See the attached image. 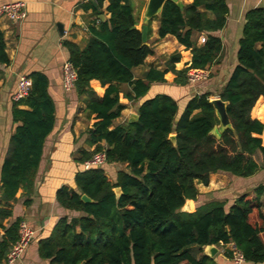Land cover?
<instances>
[{
	"label": "trees",
	"instance_id": "16d2710c",
	"mask_svg": "<svg viewBox=\"0 0 264 264\" xmlns=\"http://www.w3.org/2000/svg\"><path fill=\"white\" fill-rule=\"evenodd\" d=\"M104 2L108 3L107 20L101 17ZM81 7L95 16L88 26L90 36L83 48L69 41L62 43L76 72L74 91L85 105L83 113L86 119L93 116L96 120L85 140L93 151L79 149L77 163L103 151L105 164L123 169L113 180L102 168L78 171L74 188L57 190L60 207L79 216H64L54 224L48 237L38 241L39 257L48 264H216L202 255L205 246L214 245L232 246L245 263H263V186L254 188V197L249 192L239 194L227 210L221 201L195 203L199 195L196 185L208 186L213 174L249 178L264 169V146L257 137L264 126L250 117L256 100L264 99V8L245 13L237 65L217 94L226 103L231 127L216 138L211 131L219 120L209 92L194 95L179 117L176 102L160 94L138 106L136 121L113 123L125 109L120 94L128 102H136L152 83L165 82L166 73H173V83L183 86L188 69L203 70L218 61L222 42L212 33L225 26V0H193L182 8L166 2L157 18L158 37H174L190 52L191 63L184 70H175L181 59L175 52L162 71L149 68L139 78L132 70L154 53L148 44L151 21L144 45L139 16L130 1L91 0ZM200 35L205 36L202 44ZM8 64L0 33V65ZM27 77L32 86L26 98L12 102L15 127L0 168V264L18 239L21 220L6 228L3 222L11 217L18 190L32 191L44 141L55 123L47 77L41 72ZM92 80L107 86L102 97L91 89ZM93 88L102 92L96 84ZM259 107L258 103L253 114L260 112ZM256 151L262 157L261 167L253 160ZM115 188L121 190L118 197ZM83 195L90 202L82 201ZM186 201L190 212L181 211ZM224 256L231 259L232 254L226 251Z\"/></svg>",
	"mask_w": 264,
	"mask_h": 264
},
{
	"label": "crops",
	"instance_id": "0c3cea01",
	"mask_svg": "<svg viewBox=\"0 0 264 264\" xmlns=\"http://www.w3.org/2000/svg\"><path fill=\"white\" fill-rule=\"evenodd\" d=\"M128 1L133 4L135 14L139 16L140 26L138 25V28L140 29L148 0ZM180 1L185 5L193 0ZM14 2L25 4L26 16L16 22L0 20V33L3 36L5 51L9 59L8 66L0 65V168L10 135L15 127L12 124L11 106L12 96L16 91L20 76L41 72L47 77L48 92L55 105V123L52 132L44 141L32 191L26 194L23 190H18L15 202L11 203V217L3 222V226L6 228L16 219H20L34 230V238L21 259L12 264H48L38 255V241L48 237L52 227L60 218L79 216V213L67 212L60 207L56 201V192L62 186L74 188V175L82 171V164L77 163V160L81 158L78 150L93 151L94 147H89L85 140L86 131L96 122L93 116L89 120L86 119L83 113L85 105L78 99L74 89L69 92L62 90L61 65L64 60L68 59L67 51L62 43L69 41L83 48L90 36L88 26L94 22L95 16L91 15V10L85 11L81 7L91 0H0V6ZM225 2L228 8L225 26L212 33L221 40L222 52L218 61L209 66L211 70L209 79L195 85L187 83L179 86L173 83L175 75L168 72L164 75L165 82L152 83L146 95L136 102H128L120 94L119 101L125 109L114 121V126L127 122L131 115H137L138 106L155 95L163 94L175 100L178 105L177 117L181 115L187 102L196 94L209 92L212 94L211 99L218 98L220 88L237 65L238 40L245 22V13L252 9L264 8V0H225ZM107 5L108 3L104 2L101 10V17L104 20L109 17L105 10ZM157 18L158 16L150 20L151 33L148 39V44L151 45L154 53L146 58L143 65L132 70L135 78H139L149 68L162 71L167 58L175 52L180 53L181 56L180 62L174 65L175 70H184L191 63L190 52L186 51L174 37L169 35L164 38L158 37ZM94 84L102 89L101 93L93 88ZM89 85L98 97L103 96L107 87H102L96 80L90 81ZM258 103L260 112L253 114ZM250 117L264 126V99L262 97L256 100L250 111ZM257 137L264 146V128L262 134ZM253 160L259 167L262 166L260 152L254 153ZM101 168L112 180L115 179L117 172L123 169L121 165L114 164H105ZM259 185L264 187V169L249 178H234L230 174L218 172L210 176L208 186L196 185L199 195L195 206L203 204L206 200L207 202L221 201L225 203L227 210L239 194L249 192L250 196L254 197L253 190ZM260 202L261 212L264 215V193ZM2 233L0 229V237ZM216 248L217 253L210 259L216 264H235L232 256L231 259L224 256L226 251L232 254V246ZM243 264L251 263L244 262Z\"/></svg>",
	"mask_w": 264,
	"mask_h": 264
},
{
	"label": "built area",
	"instance_id": "2783aa9c",
	"mask_svg": "<svg viewBox=\"0 0 264 264\" xmlns=\"http://www.w3.org/2000/svg\"><path fill=\"white\" fill-rule=\"evenodd\" d=\"M26 16L25 4L22 2H14L0 6V20L16 22L24 19ZM199 44L205 42V36H200ZM210 67L203 70L188 69L186 71L187 83L195 85L200 82L207 81L210 77ZM77 76L70 61L64 60L61 65V87L64 92H69L74 89ZM32 86L31 80L27 76H20L17 81L16 91L12 96V101L17 102L26 98L29 95ZM105 154L103 151L94 153L91 158L82 163L81 170L86 171L91 168H101L105 165ZM34 238V230L26 225L25 222L19 223L18 239L6 256V264H12L21 259L22 255L30 245ZM232 259L235 264H243L242 255L232 248Z\"/></svg>",
	"mask_w": 264,
	"mask_h": 264
},
{
	"label": "water",
	"instance_id": "95a60500",
	"mask_svg": "<svg viewBox=\"0 0 264 264\" xmlns=\"http://www.w3.org/2000/svg\"><path fill=\"white\" fill-rule=\"evenodd\" d=\"M166 2H174L179 8L183 7V4L180 0H148L144 14H143V21L141 26V41L144 45L147 44V31H148V22L152 20L154 17L159 16L161 10ZM212 104L215 114L219 120V125L214 126L211 134L216 138H220V134L223 130L230 128V120L228 118L226 112V103L223 102L219 97L213 98L210 100ZM138 115H131L130 119L127 121L132 123L136 121ZM170 140L173 144H175V137L171 136ZM115 195L118 197L121 193L119 188L113 189ZM81 200L84 202H90L85 195L81 197ZM190 204L188 201L185 202L184 206L181 208L182 212H190ZM217 253V248L214 245L205 246L202 255L207 256L208 258H213Z\"/></svg>",
	"mask_w": 264,
	"mask_h": 264
},
{
	"label": "rangeland",
	"instance_id": "374dc122",
	"mask_svg": "<svg viewBox=\"0 0 264 264\" xmlns=\"http://www.w3.org/2000/svg\"><path fill=\"white\" fill-rule=\"evenodd\" d=\"M140 26V25H139ZM175 101V100H174ZM176 102V101H175ZM177 104V103H176ZM177 115H178V105H177V113H176V117H177ZM79 154V153H78ZM80 156H81V154H80ZM206 198V197H205ZM208 200H206L204 203H206Z\"/></svg>",
	"mask_w": 264,
	"mask_h": 264
}]
</instances>
